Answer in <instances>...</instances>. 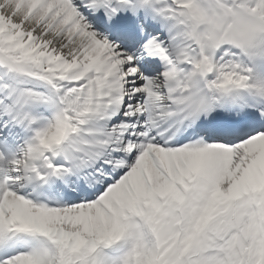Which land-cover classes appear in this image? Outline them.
<instances>
[{
    "label": "snow or ice",
    "instance_id": "6c2138e0",
    "mask_svg": "<svg viewBox=\"0 0 264 264\" xmlns=\"http://www.w3.org/2000/svg\"><path fill=\"white\" fill-rule=\"evenodd\" d=\"M0 264H264V0H0Z\"/></svg>",
    "mask_w": 264,
    "mask_h": 264
}]
</instances>
